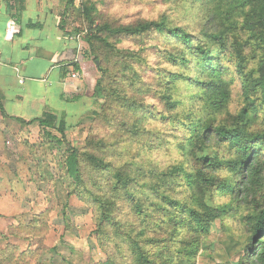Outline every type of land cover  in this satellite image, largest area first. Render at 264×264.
I'll use <instances>...</instances> for the list:
<instances>
[{"label":"trees","instance_id":"16d2710c","mask_svg":"<svg viewBox=\"0 0 264 264\" xmlns=\"http://www.w3.org/2000/svg\"><path fill=\"white\" fill-rule=\"evenodd\" d=\"M183 1L200 5L217 29L196 35L166 16L120 25L100 18L86 0L80 37L81 27L66 30L74 1L67 0L60 14L58 28L77 37L76 60L68 65L82 82L81 94L62 98L101 101L94 116L112 126V115L121 113L118 126L131 139L147 132L142 125L150 116L181 134L182 157L167 166L117 160V147H109L113 140L95 135L84 148L69 149L68 195L91 207L98 244L112 246L122 259L108 255L99 264H125L123 255L128 264H194L201 238L217 219L237 220L246 228L239 264H264V0ZM145 38L158 42L159 65L149 69L152 83L142 79L148 62L144 49L118 46ZM66 74L63 68L61 76ZM150 94L163 105L156 117L140 100ZM2 99L0 114L8 118ZM13 120L55 128L65 138L64 122L49 112L29 122ZM208 196L226 201L213 207Z\"/></svg>","mask_w":264,"mask_h":264},{"label":"rangeland","instance_id":"374dc122","mask_svg":"<svg viewBox=\"0 0 264 264\" xmlns=\"http://www.w3.org/2000/svg\"><path fill=\"white\" fill-rule=\"evenodd\" d=\"M67 0H65L66 2ZM66 17V30L73 33L81 27L85 34L81 4L86 0H73ZM93 4L100 18L120 25L154 21L166 16L190 33L217 29L204 17V9L183 0H87ZM193 9L194 11L187 10ZM74 39L77 37L74 36ZM78 44V43H77ZM157 40L145 38L143 42L123 40L119 48L137 51L144 49L147 66L142 67V79L153 82L150 67L159 65ZM165 67V63L160 64ZM72 82L77 85V81ZM153 90L155 85L152 86ZM132 95V94H131ZM85 98L78 105L59 110L63 104L52 98L51 105L58 121L65 124V138L55 128L41 127L37 122L21 124L15 120H0V264H99L108 255L122 261L112 246L101 247L95 236L91 207L76 196H69L64 167L70 148L82 149L86 140H113L116 158L135 159L142 163L151 160L160 166L174 165L181 159L177 143L181 134L172 131L169 123L152 116L142 125L147 131L133 139L121 132L120 114L114 113L115 123L106 126L94 113L101 112V101ZM147 113L164 111L163 105L152 94L141 95ZM77 110H71L73 107ZM153 111V112H150ZM43 115L33 111L31 119ZM58 127V124H55ZM123 137L128 139L123 140ZM125 150H128L125 156ZM224 172H221L223 174ZM182 192V188L177 189ZM226 199L207 197L208 205L216 207ZM246 228L229 219L215 220L209 233L201 238V246L194 264H239L246 243ZM124 256V263L129 259Z\"/></svg>","mask_w":264,"mask_h":264},{"label":"crops","instance_id":"0c3cea01","mask_svg":"<svg viewBox=\"0 0 264 264\" xmlns=\"http://www.w3.org/2000/svg\"><path fill=\"white\" fill-rule=\"evenodd\" d=\"M64 7L65 0H0V95L8 119L29 122L39 118L31 119L33 111L56 115L52 98L63 104L62 111L70 104L79 109L85 99L62 98L82 93L80 79L75 85L68 77L78 44L58 28Z\"/></svg>","mask_w":264,"mask_h":264},{"label":"built area","instance_id":"2783aa9c","mask_svg":"<svg viewBox=\"0 0 264 264\" xmlns=\"http://www.w3.org/2000/svg\"><path fill=\"white\" fill-rule=\"evenodd\" d=\"M68 77L69 79L72 81H77L80 79V76L77 72H75L72 68L70 69L69 73H68Z\"/></svg>","mask_w":264,"mask_h":264}]
</instances>
